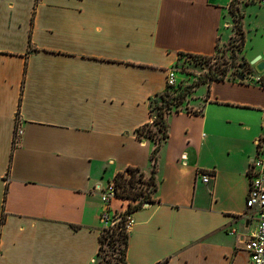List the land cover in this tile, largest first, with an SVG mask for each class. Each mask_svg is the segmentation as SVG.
Here are the masks:
<instances>
[{"label": "crops", "instance_id": "0c3cea01", "mask_svg": "<svg viewBox=\"0 0 264 264\" xmlns=\"http://www.w3.org/2000/svg\"><path fill=\"white\" fill-rule=\"evenodd\" d=\"M231 3L0 0V264H100L96 188L128 167L153 173L157 188L132 213L127 264H250L248 170L264 149V70L253 60L264 61V5L237 3L244 79L195 85L189 109L167 113L156 162L154 140L136 133L152 121L168 70L180 79L182 55L211 56L235 36ZM209 170L205 184L198 172Z\"/></svg>", "mask_w": 264, "mask_h": 264}, {"label": "trees", "instance_id": "16d2710c", "mask_svg": "<svg viewBox=\"0 0 264 264\" xmlns=\"http://www.w3.org/2000/svg\"><path fill=\"white\" fill-rule=\"evenodd\" d=\"M239 0H232L231 3V13L234 16L235 21V28L236 31L242 36L241 37V46L243 44V31H242V13L239 11V7L237 5ZM248 3L254 2V0H247ZM186 55H192V54H186ZM240 68L242 67V70H248L250 69V64L243 60V62L239 63ZM220 71V72H219ZM227 73V69L223 68L221 70L215 71V72H209V80H222L225 77ZM236 75L233 77V79H238L237 75L238 72L235 73ZM243 75V74H242ZM239 80V79H238ZM242 81V80H240ZM202 83V82H200ZM197 85V84H196ZM176 86V85H175ZM175 86H167V89L158 94L155 98L151 100V114H152V121L144 124L143 126L139 127L136 130L137 136L139 138L148 137L154 140L155 147L151 153V157L154 160V162L157 161V154L160 149V146L162 142L167 138L168 136V124H167V113L172 110H180L179 105L185 101V97H187L192 91L191 90H181L178 94L172 96L170 89L174 88ZM189 87V86H188ZM156 99V103L152 104V102ZM160 99V100H159ZM177 99V103L173 104L172 100ZM159 102V105H158ZM175 107V108H174ZM154 108H157L156 114H154ZM17 132V127H16ZM17 137V134H16ZM114 181L116 182L117 187H119V194L123 198H132L137 199L138 197L144 195L142 184L146 183L145 181V173L136 167H128L125 171L119 172L116 174ZM150 184H153L152 189L154 190L157 188V182L155 180V176L152 173L150 176ZM152 202L153 199L150 197H144L140 200V202L137 205H130V209L127 213H133L134 210L138 209L139 207L143 206L144 202ZM118 227H120L119 230L117 228L112 227H103L100 232V250L99 254L102 250V245L104 241L107 239L108 241L119 239L122 242L123 247L121 248V255L123 259V263L127 264L126 262V249L128 245V238H129V231L124 228L122 224H119Z\"/></svg>", "mask_w": 264, "mask_h": 264}, {"label": "built area", "instance_id": "2783aa9c", "mask_svg": "<svg viewBox=\"0 0 264 264\" xmlns=\"http://www.w3.org/2000/svg\"><path fill=\"white\" fill-rule=\"evenodd\" d=\"M257 3L264 5V0H258ZM258 79L256 78V80ZM246 80L254 82L255 78L252 79L251 76H248ZM176 84V71L171 68L167 73V86H175ZM19 132L20 130L17 128L16 134L18 135ZM248 173L250 187L246 197V208L250 212V217L255 220V225L245 242L244 248L249 253L250 264H264V149H260L258 154L251 159ZM198 176L203 183L210 184L215 177V172L212 170L199 171ZM96 189L99 191L103 203L100 214L102 226L119 230L118 225L122 224L129 231L134 223L132 213H127L129 207L130 205H137L144 195L137 199L123 198L118 195L120 189L114 180L104 187L99 185ZM114 198L122 201L121 207L115 210L111 207ZM147 203L148 201L144 202V204Z\"/></svg>", "mask_w": 264, "mask_h": 264}, {"label": "rangeland", "instance_id": "374dc122", "mask_svg": "<svg viewBox=\"0 0 264 264\" xmlns=\"http://www.w3.org/2000/svg\"><path fill=\"white\" fill-rule=\"evenodd\" d=\"M247 1V0H246ZM258 0H254L252 3H257ZM235 36L226 44L220 45L215 54L211 56H199V55H182L181 60L178 62L177 70L179 71L180 79L178 80L176 86L170 89L172 96L178 94L181 90L189 89L192 91L193 87L200 82L210 81L208 73L221 70L223 68L227 69L225 77L233 78L238 72V74H245L246 70L240 68L239 63L243 62L244 52H241V35L236 31ZM220 72V71H219ZM195 75L193 81L187 80L188 75ZM189 86V87H188ZM187 97H185L186 100ZM156 99L152 102L155 104ZM160 100V99H159ZM173 104L177 103V99L172 100ZM157 105V103H156ZM159 105V102H158ZM180 109H185L184 102L179 105ZM175 108V107H174ZM188 108V107H187ZM189 109V108H188ZM190 109H193L192 107ZM157 108H154V114H156ZM150 176L145 174L146 183L142 184L143 192L145 197H150V191L152 185L150 184ZM119 200V199H118ZM103 228V226H100ZM123 247L121 240L114 239L104 241L102 245V250L100 253V264H124L121 248Z\"/></svg>", "mask_w": 264, "mask_h": 264}, {"label": "water", "instance_id": "95a60500", "mask_svg": "<svg viewBox=\"0 0 264 264\" xmlns=\"http://www.w3.org/2000/svg\"><path fill=\"white\" fill-rule=\"evenodd\" d=\"M253 63H256V68L258 71H263L264 70V61L260 60V57H256L254 60H253ZM237 78L239 80H243L244 79V76L242 74H238L237 75Z\"/></svg>", "mask_w": 264, "mask_h": 264}]
</instances>
